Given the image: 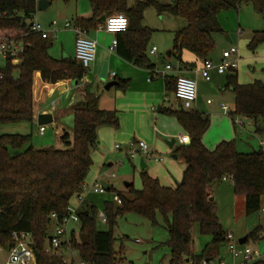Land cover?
Here are the masks:
<instances>
[{"label":"trees","instance_id":"trees-1","mask_svg":"<svg viewBox=\"0 0 264 264\" xmlns=\"http://www.w3.org/2000/svg\"><path fill=\"white\" fill-rule=\"evenodd\" d=\"M173 1L163 4L157 0H144L131 4L129 0H89L92 16L78 18L76 24L88 30L101 24L102 16L124 13L129 19V27L117 34V53L137 66L153 68L147 47L154 30L143 24L144 11L150 5L158 15L167 12L186 20L187 25L175 33L173 41L172 54L180 63L184 51L203 62L209 58L216 46L213 35L222 32L217 18L222 9L249 3L264 18V0ZM37 11L36 0H0V41L17 38L29 44L19 58V64L15 65L12 58H8L5 66L0 67V124L34 120L36 73L41 74L44 83L51 84L67 79L79 81L86 74L77 59H55L49 54V38L32 32V21H28ZM263 43L264 30L255 31L248 47L255 51ZM16 70L18 76L14 74ZM236 70L228 75L224 87L235 96V111L230 114L253 120L258 134L259 124H264V82L255 80L242 84ZM166 81L170 84L169 78L166 77ZM126 82L120 80L119 87L125 88ZM73 110L74 131L70 134L64 130L60 134L62 148L26 147L31 138L28 135L0 136V248L8 250L14 246L13 232L25 233L32 242L35 264H74L73 258L68 259L64 254L68 251L67 243L57 251L47 250L48 231L53 221L50 216L56 213L61 221L81 192L93 166L92 154L98 142L99 128L119 125L116 113L100 109L98 96L91 92L75 104ZM159 111L175 116L190 138L176 150L186 164L183 178L171 188L143 171V187L139 190L130 184L124 193L112 186L109 192L117 195L121 203L114 199L104 202L107 230L97 226L100 219L94 203L84 201L78 210L79 232L75 228L71 230L69 246L87 264H120L123 261L119 256L123 249L121 253L114 249V228L118 218L128 212L140 214L152 225L158 224L157 218L161 215L169 234L166 244L170 250V263L191 260L199 264L205 255L193 251L195 224L199 225L201 234L212 237L213 244L225 241L227 233L217 215L216 202L210 201L213 185L225 176L232 177L234 193L244 196L246 214L262 208L263 148L242 153L237 150L234 140H223L214 149H209L203 142L211 125L207 114L183 108L163 107ZM262 231L264 233L261 226L254 229L247 236V242L250 236H258ZM251 264H264V260Z\"/></svg>","mask_w":264,"mask_h":264},{"label":"rangeland","instance_id":"rangeland-1","mask_svg":"<svg viewBox=\"0 0 264 264\" xmlns=\"http://www.w3.org/2000/svg\"><path fill=\"white\" fill-rule=\"evenodd\" d=\"M51 1L53 2L51 7L44 11H37L32 20L29 19L28 21H38L41 23L44 29L50 31L49 26L44 25L43 17L46 18L47 22L48 20L52 21V18L54 17V15H52V11L55 10L56 12L57 9L61 10V8H64L67 3L69 8L74 7L76 4V0ZM157 1L160 3L164 2L163 0ZM171 1L173 2V0ZM171 1L169 2L171 3ZM144 12L143 24L155 29L148 43V56L151 60L156 57L149 55L151 48L156 46L159 50L158 52L162 55H165L166 57L167 51L171 50L173 46L174 30L178 28L182 29L181 26H183V24L187 25V22L185 19L173 16L170 13L158 15L154 6L151 5L148 6ZM21 16L24 17L22 13ZM217 18L222 28V32H217L213 35L216 46L210 55L218 57V55H222L225 49L229 50L231 47H236L239 51V56L242 57V59L239 61L237 69L239 70V77L241 76L244 84L252 83L255 80H261L264 82V67L260 66V58H264V43L260 45L262 48H258L260 49L258 57H253L257 55L258 50L253 51L248 47L249 39L252 38L253 32L264 30L263 15L258 13L252 4L242 3L238 8L230 7L222 9ZM241 29L244 30L243 33L239 32ZM49 41L51 46L49 47L48 51L53 56H57L56 53L59 51L58 41L51 38H49ZM225 46L227 47L225 48ZM5 64L6 60L3 57H0V67H4ZM14 74L15 76H18L19 71L16 70ZM224 87L225 83L222 85V91L220 88H218L215 93L209 94L207 98H210L212 102L214 101L216 107H221L222 103L227 104L230 107V112L234 113V93L228 89L223 90ZM221 109L216 118L211 116L212 126L207 133L208 139L214 141L218 140L222 136V138H225L226 140H234L237 150L242 153H250L254 150L258 151L263 148V123L259 124L260 132L257 134L256 125L253 120L237 114H234L233 116L230 113H224ZM40 126L41 125L36 120L0 124V136L7 134L28 135L31 136V138L26 147L33 146L34 148H62L63 143L60 140L61 129H65L70 134L73 133L74 113H63V115L60 117V120H58L56 123L45 125L46 132L44 134L39 132ZM163 142L166 146V151H160L159 154L154 152V154L164 157L166 162L177 161L180 166L184 165L185 161L183 158L174 160L172 157L173 154H176L177 148L183 146L184 144L177 142L175 148L173 149L169 147L165 139ZM118 144L119 146H122L121 143ZM149 146L152 150L151 145ZM94 156L95 155H93V157ZM111 162H114V165L111 167L104 165L102 167L103 172L100 176H98V178L107 180L116 190L124 193H126L124 186L125 181L133 183V186L136 189H141L143 187L139 162L132 161L135 162L132 164L128 158L123 159V161H120L119 158ZM166 162L164 166L166 165ZM148 163L149 166L153 165H151L149 161ZM158 167L159 169L162 168L161 166ZM125 168H127V170ZM104 172H106L107 175ZM126 172H128L129 175ZM86 180L87 183L91 185L95 179L92 181V177L87 176ZM171 184L173 186L176 184V182H172ZM164 186L171 185L164 184ZM213 188L217 206V215L219 217L220 223L222 224L226 233H233L236 241H239L241 238L249 235L259 226L264 228V205L260 211L248 215L245 211L244 196L236 195V198H234V195H232V181L222 180V182H217L214 184ZM88 197L89 200H91V202L97 207L99 216L100 213L103 212L104 202L113 200L114 194L106 191L105 193H91ZM71 205L75 206L74 202H72ZM157 219L158 224L152 225L146 218L136 212H128L118 218L117 225L114 228V249L119 253H121V248L123 249V252L119 254V256L123 259L120 264L170 263V250L166 244L169 239V234L164 227L163 217L158 215ZM97 226L103 230L109 229V225L107 223H103L101 220H98ZM72 227L75 228L77 233L79 232L78 224H73ZM55 228L56 223L55 221H52L46 241L47 250L49 251H52V249H50V238L55 235ZM192 235V247L195 254H204V259H206L207 255L213 252L215 253L214 258L210 260L209 264H220L221 260L226 264H239L241 262V259H235L233 257L232 253L228 249L226 241L218 245L213 244L211 236L201 234L198 224L194 225ZM247 245L254 251L260 253L261 257L264 259L263 231L259 232L258 236H250ZM243 246L244 245H239V248H242ZM64 254L68 259L73 257L71 251H64ZM2 256L4 259H6L8 255L6 252H3ZM75 258H77V256Z\"/></svg>","mask_w":264,"mask_h":264},{"label":"crops","instance_id":"crops-1","mask_svg":"<svg viewBox=\"0 0 264 264\" xmlns=\"http://www.w3.org/2000/svg\"><path fill=\"white\" fill-rule=\"evenodd\" d=\"M88 1L76 0V4L72 8H69L67 3L64 8H61V10L57 9L58 12H55V10L52 11V15H54L52 21L48 20L47 22L46 18L43 17L44 25H48L50 28V38L57 40L59 45L58 54L56 53L57 56H53L48 51L53 58L75 59L76 35L71 29H67L65 27V22L68 20L72 23H76L78 18H90L92 16V8L90 2ZM129 1L131 4H135L138 1L144 0ZM163 1L164 2H161L163 4H171L174 2L171 0ZM169 1H171V3ZM52 3L53 2L51 1V5L49 7L52 6ZM54 20H58V24L56 26L52 25ZM145 26L155 31L154 28L148 25ZM185 26L186 24H183L181 27L184 28ZM178 30L180 29L178 28L174 30V35ZM239 32L243 33L244 30L241 29ZM88 36L97 41L96 60L86 71V74L81 80L76 81L67 79L51 84L44 83L39 72L35 74L34 120L38 122V115L47 113L52 115V123H56L60 120L63 113H74V105L83 101L88 92L94 93L98 96V105L100 109L115 112L119 125L118 127L104 125L98 130V142L92 154V157L95 155L93 157L94 165L89 172L90 175H88L92 177V181L94 179V182L96 180H104L102 178H98V176H100L103 172L102 167L104 165L111 167L114 165V162L111 161H115V159L119 158L120 161H123V159L128 158L132 164L135 163L132 161L139 162L141 173L146 171L150 176L158 179L161 185H171L166 187L175 188L183 178V173L186 167L185 162L184 165L180 166L177 161L166 162L164 157L163 161L145 158L146 168H142L140 166V159L142 157L131 159L127 155V149L132 142L139 141V139H141L151 145L152 152L159 154L160 151H166V146L163 142L164 139L167 144L174 139L175 143L173 147H171L174 149L176 143L179 142L180 136L188 135L175 116L164 114L159 111L163 107L170 108L172 110H180L182 108V104L176 98L174 90L175 80L179 75H184L197 81L198 98L193 109L203 112L210 117L211 128L212 117H217V114L220 113L221 107H216L214 101L208 103L207 101L210 100V98L207 97L209 94L215 93L218 88L222 91V85H224V83L226 85L227 77L231 74V72L221 74L218 73L217 70L213 69L210 71L211 80L206 81L199 73L203 68V60L197 58L189 51H184L182 54V62L180 63L177 57L172 54L173 46L171 50L167 51L166 57L158 52V48L154 54H151L150 50L149 55L156 56L151 60L154 67H140L133 62H129L120 57L116 50L110 51L113 41L116 38L118 39L117 34L104 30H98L97 27H90L88 28ZM226 47L227 46H225V48ZM258 48L256 49V51L258 50L257 55L253 57H258L260 50ZM169 52L170 55H168ZM208 59L218 63L222 60V55H218V57L210 55ZM241 59L242 57L240 56V60ZM260 62V66L264 67V58H260ZM13 63L15 65L19 64V60H16ZM166 64H171L174 67V69L168 72L166 76L169 78L170 84L167 83L166 77L157 73V71L163 70ZM104 68L107 70L106 81H103L100 78ZM238 72L239 70L237 69L236 73L238 80L240 83L244 84L243 79L241 76L239 77ZM112 80H116L118 82L120 80L127 81L125 88H121L119 85H116L111 87L109 90H106L105 84ZM64 130L65 129H61V133ZM208 131L203 136V142L207 148L214 149L221 141L226 140L221 136L219 138L220 140L211 141L208 139ZM118 143H121L122 146L117 147V145H119ZM173 155H177V158H174ZM173 155L172 157L174 160L182 158L178 154ZM148 161L151 165H153L149 166ZM165 162L166 165L164 166ZM158 166H161L162 168L159 169ZM125 169L127 170V168ZM104 173L106 174V172ZM126 173L129 175L128 172ZM172 182H176V184L172 186ZM125 183L126 181L124 182V186ZM128 183L133 184L131 182ZM112 186L113 185L111 184V187ZM213 187L211 196H213L215 200ZM125 190H127L126 186ZM90 194L91 193H88L86 195L85 202H91L88 197ZM232 195L236 198V194L233 189ZM263 201L264 196L262 197V206L264 205ZM74 205L77 206L79 210L84 204L80 205L77 200H75ZM214 256L215 253L213 252L207 255L206 259L210 261L214 258ZM261 259H263V257H261Z\"/></svg>","mask_w":264,"mask_h":264},{"label":"built area","instance_id":"built-area-1","mask_svg":"<svg viewBox=\"0 0 264 264\" xmlns=\"http://www.w3.org/2000/svg\"><path fill=\"white\" fill-rule=\"evenodd\" d=\"M39 0H36L38 4ZM116 23H113V22ZM31 26L32 32L40 34L43 38H50V31L43 28L41 23L38 21H32ZM58 24V20L52 22L53 26ZM65 27L71 29L76 35V49H75V59H77L86 71L91 67V65L96 60V50L97 41L88 36V30L78 26L76 23L70 21L65 22ZM129 27V19L124 13H116L111 16L106 17L105 21L97 26L98 30H104L107 32L118 34L120 32H125ZM29 44L24 43V41L17 38H10L4 41H0V57L5 60L12 58V62L19 60L21 55L25 52ZM118 45V39L113 41L110 51H115ZM157 51V47L151 49V54ZM240 61L239 51L236 47H231L229 50H225L222 54V60L218 63L207 59L203 62V68L200 70V75L206 81L211 80L210 71L215 69L218 73H228L238 68ZM174 67L171 64H166L163 70L157 71L163 77L167 76V73L172 71ZM175 96L181 102L183 109H193L198 98V85L195 79L190 77L179 75L176 80L175 86ZM211 103V100L207 101ZM221 108L225 113H230V107L227 104L222 103ZM46 131L45 125L39 127V132L44 134ZM190 141L188 135H182L179 138L180 144H186ZM119 147V145H117ZM262 147L264 149V141L262 142ZM127 155L131 159H137L143 157L144 159H154L157 161H163L162 156H157L152 152L150 146L142 140L132 142L127 149ZM223 180L232 181L231 176H225ZM106 190L102 187L99 180H96L93 184L89 185L86 181L82 184L81 192L77 195L76 200L78 204H82L88 193H105ZM114 201L118 204L121 203L120 198L115 195ZM51 220L56 222V233L50 238V249L52 251H57L60 247L66 244V250L71 251L73 255L74 264H87L82 261L77 256L76 251L71 250L70 243V233L73 229V224H80L78 216V207L72 206L68 208V214L63 217L60 221L58 220V215L56 213L51 214ZM99 219L103 222H107V217L104 212H101ZM72 227V228H71ZM14 246L8 250L0 248V264H35L36 258L32 242L29 236L25 233H12ZM225 241L229 251L232 253L235 259H241L239 264H251L256 260L261 259L260 253L251 249L247 244H244L242 248H239L240 242L235 240L232 232H228L225 235ZM7 253V258L4 259L2 253ZM208 259H203L199 264H209ZM171 264V263H169ZM181 264H196L191 260H186ZM220 264H226L224 261H220Z\"/></svg>","mask_w":264,"mask_h":264},{"label":"water","instance_id":"water-1","mask_svg":"<svg viewBox=\"0 0 264 264\" xmlns=\"http://www.w3.org/2000/svg\"><path fill=\"white\" fill-rule=\"evenodd\" d=\"M50 5H51V0H39L38 4H37V10L38 11H44L47 8H49ZM105 19H106V16H102L100 18V21L104 22ZM32 25H33V22L30 23V27ZM168 55H170V52L168 53ZM100 78H101V80L106 81V78H107V70H106V68L103 69V71H102V73L100 75ZM118 84H119V82L116 81V80L108 81L105 84V89L109 90L111 87L116 86ZM52 121H53V117H52L51 114L43 113V114L38 115V123L40 125H47V124L52 123ZM174 143H175V140L173 139L170 143H168V145L170 147H173ZM173 157L177 158V155H173ZM140 166L142 168H146V163H145V160H144L143 157L140 159ZM100 184L102 185V187L106 191H109L111 189V184L108 183L106 180H100ZM125 186L128 188L130 186V183L126 182ZM210 201H214V197L213 196L210 197ZM239 242H240L241 245L246 244L247 243V236L241 238L239 240Z\"/></svg>","mask_w":264,"mask_h":264},{"label":"snow or ice","instance_id":"snow-or-ice-1","mask_svg":"<svg viewBox=\"0 0 264 264\" xmlns=\"http://www.w3.org/2000/svg\"><path fill=\"white\" fill-rule=\"evenodd\" d=\"M113 23H116L115 21Z\"/></svg>","mask_w":264,"mask_h":264}]
</instances>
